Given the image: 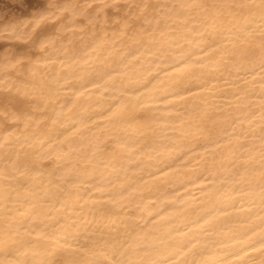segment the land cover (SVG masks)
<instances>
[{"label": "bare ground", "instance_id": "obj_1", "mask_svg": "<svg viewBox=\"0 0 264 264\" xmlns=\"http://www.w3.org/2000/svg\"><path fill=\"white\" fill-rule=\"evenodd\" d=\"M0 264H264V0H0Z\"/></svg>", "mask_w": 264, "mask_h": 264}]
</instances>
